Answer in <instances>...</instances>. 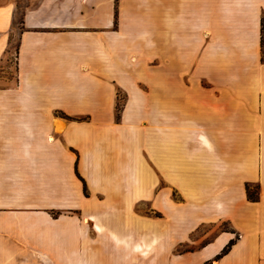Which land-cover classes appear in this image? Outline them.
I'll return each instance as SVG.
<instances>
[{
    "label": "crops",
    "instance_id": "crops-1",
    "mask_svg": "<svg viewBox=\"0 0 264 264\" xmlns=\"http://www.w3.org/2000/svg\"><path fill=\"white\" fill-rule=\"evenodd\" d=\"M19 5L0 264H264V0Z\"/></svg>",
    "mask_w": 264,
    "mask_h": 264
},
{
    "label": "rangeland",
    "instance_id": "rangeland-1",
    "mask_svg": "<svg viewBox=\"0 0 264 264\" xmlns=\"http://www.w3.org/2000/svg\"><path fill=\"white\" fill-rule=\"evenodd\" d=\"M27 1L28 0H20V5H19L20 10L19 11H21V9H23V7H25ZM116 1H118V0H116ZM19 17H20V15H18V18ZM6 62H7V59H6ZM6 62L4 61L2 64H0V77L8 78V79L14 78L15 77V71H16L14 59H13V62L9 61L8 64H6ZM154 65H156V64H154ZM10 67H12V68L9 69ZM123 102H124L123 97L122 98L120 97V101L118 103L119 105L117 106L118 112L121 111V109L123 107L122 106ZM248 188L250 189V194L252 195L251 197H259V194H260L259 186H247V194H248Z\"/></svg>",
    "mask_w": 264,
    "mask_h": 264
},
{
    "label": "trees",
    "instance_id": "trees-1",
    "mask_svg": "<svg viewBox=\"0 0 264 264\" xmlns=\"http://www.w3.org/2000/svg\"><path fill=\"white\" fill-rule=\"evenodd\" d=\"M261 27H262V40H261V47H262V53L264 55V18L262 19L261 21ZM252 195L250 194V189L248 188V197L250 200H253V201H257L258 197H251ZM234 245V241H231L228 246L223 250L222 252V255H225L227 254L231 248L233 247ZM221 256H218V258H220Z\"/></svg>",
    "mask_w": 264,
    "mask_h": 264
}]
</instances>
